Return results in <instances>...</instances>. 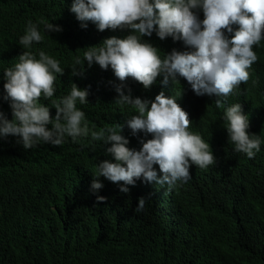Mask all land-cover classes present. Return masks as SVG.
Segmentation results:
<instances>
[{
	"label": "clouds",
	"instance_id": "clouds-1",
	"mask_svg": "<svg viewBox=\"0 0 264 264\" xmlns=\"http://www.w3.org/2000/svg\"><path fill=\"white\" fill-rule=\"evenodd\" d=\"M70 1L75 26L70 40L46 36L62 31L60 22L31 19L19 36L21 55L2 71L3 100L13 118L0 112L1 143L24 152L39 149L40 143L59 146L66 138L100 145L103 156L98 161L84 159L82 179L89 194H99L97 201L105 199L100 195L110 181L120 184L122 193L129 192L127 186L170 189L206 172L218 159L197 130L205 125L197 109L190 121L179 105V96L186 92L196 107L187 81L194 94L205 96L204 106L210 104L207 95L217 97L213 104L223 109L228 134L224 147L233 146V152L249 159L260 152L264 139L254 134L264 126L260 98L251 100L260 111H251L249 101L229 99L241 95V83L253 91L264 84V68L257 73L256 64L263 59L264 48L256 53L254 47L264 40V0ZM121 32L127 35L119 38ZM56 47L74 51L69 64L74 63L73 76L105 74L111 68L121 82L114 86L115 103L133 112L128 115L126 109L121 122L112 127L97 129L88 123L80 107L88 103L87 89L72 83L68 93L54 94L57 74L65 69L53 53ZM250 73L262 82H248ZM250 114L258 119H250ZM249 123L258 129L249 128ZM130 134L137 140L132 148ZM146 202L139 198L135 212L143 213Z\"/></svg>",
	"mask_w": 264,
	"mask_h": 264
},
{
	"label": "trees",
	"instance_id": "trees-1",
	"mask_svg": "<svg viewBox=\"0 0 264 264\" xmlns=\"http://www.w3.org/2000/svg\"><path fill=\"white\" fill-rule=\"evenodd\" d=\"M70 2L0 0V112L9 120L2 71L21 55L18 39L26 22H60L62 31L46 36L70 40ZM53 53L65 68L54 94L68 93L72 83L87 89L88 103L80 107L88 123L112 127L126 109L133 112L115 103L114 86L121 82L111 68L73 76L74 51L56 47ZM263 68L261 59L257 73ZM129 144L137 145L131 134ZM38 146L24 152L0 142V264H264L263 154L249 159L239 153L231 173L218 158L213 172L170 189L127 186L122 193L110 181L100 195L105 199L97 201L99 194H89L82 179L84 159L103 156L100 145L66 138L59 146ZM141 197L145 210L136 213Z\"/></svg>",
	"mask_w": 264,
	"mask_h": 264
},
{
	"label": "bare ground",
	"instance_id": "bare-ground-1",
	"mask_svg": "<svg viewBox=\"0 0 264 264\" xmlns=\"http://www.w3.org/2000/svg\"><path fill=\"white\" fill-rule=\"evenodd\" d=\"M255 47V51L256 53H260V51H262V48H264V40L261 41L260 45L254 46ZM163 48V46L161 47ZM261 57L264 59V54L261 55ZM257 65H260L259 61L256 62ZM250 70V69H249ZM250 72V71H249ZM253 74L250 73L249 75V80L248 82L251 83H257L259 80L260 82H262V79H257L253 76H251ZM178 79H180V77L178 76ZM186 81V80H185ZM187 84V93H189L190 97L194 100L197 101L196 107L190 103V101L188 99H186L185 94L186 92H184L183 96L181 97L180 92L178 93L179 96V101H180V106L184 107L186 112L188 113V117L189 120L192 121V118L194 117V110L197 109V113L199 114L200 117V121L201 123H205V125L200 126L199 128H197V130H199L201 132L202 138L204 140H207V142L210 143V146L213 150V153L215 155L216 158L219 159H224V165L226 168V170H228V172H235V168L236 165H238L240 163L239 157L241 156V154L239 155V153H235L232 151V147L230 148H226L224 147L225 145V139L227 138L228 134H227V130L223 127V120L221 119L222 117V113H223V109H218L216 108L215 104H213V102L217 99V97L215 95L209 96L207 95V99L210 101V104L207 106L203 105V99H204V95L202 96H197L196 94H194L193 90L191 89V86L188 84V82L186 81ZM181 85L180 80H178L177 83V87L179 88V86ZM242 86V90L241 91V95H235L232 94L230 96L229 101L231 103H237L238 101L240 102H250L249 105L252 106L251 111H260V109H258L257 107H255L254 105H252L251 100L256 99V98H260L261 103L264 105V84H257L254 88L255 91L248 89L247 86H245L244 83L240 84ZM238 89H234V92H237ZM158 93V90H157ZM249 93V94H246ZM157 94H155L156 96ZM155 98V97H154ZM242 109L244 111H246V104H244V106L242 107ZM252 120H257L258 116L254 115V114H250ZM252 129H258L257 125L255 124H250L249 123V128ZM261 133H254L257 135L261 134V137L264 138V126L262 124L261 127ZM263 149V150H262ZM217 150H219V154L222 157H218L217 155ZM260 154H263L264 156V145H261V150L260 152H258L256 154V156H259ZM206 172H213L212 168H209ZM229 173V175H230ZM203 174V173H202ZM201 178V177H200Z\"/></svg>",
	"mask_w": 264,
	"mask_h": 264
}]
</instances>
